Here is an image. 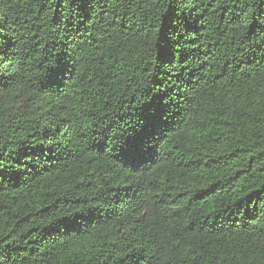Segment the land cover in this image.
<instances>
[{"label":"trees","instance_id":"obj_1","mask_svg":"<svg viewBox=\"0 0 264 264\" xmlns=\"http://www.w3.org/2000/svg\"><path fill=\"white\" fill-rule=\"evenodd\" d=\"M167 2L0 0L17 69L0 105V264H264V0H192L173 15L195 31H165ZM164 39L195 41L176 71ZM149 103L161 138L124 167L112 137Z\"/></svg>","mask_w":264,"mask_h":264},{"label":"snow or ice","instance_id":"obj_2","mask_svg":"<svg viewBox=\"0 0 264 264\" xmlns=\"http://www.w3.org/2000/svg\"><path fill=\"white\" fill-rule=\"evenodd\" d=\"M90 3V0H81V6ZM165 5V0H153V4ZM192 0H168L167 6L164 8L165 15V31L168 30L170 23H175L177 27L183 28L185 31H195L192 23L189 22L187 17L174 16L173 14L186 7H192ZM3 26L0 25V28ZM175 30V29H172ZM64 48L68 51L69 55L65 60H71L74 53L75 37L68 33L64 36ZM185 44H195L192 39L169 41L164 39L160 46L159 60L161 64H168L171 66L172 71H176L174 60H187L191 51H185ZM13 47L9 38L0 31V105L5 97L9 94L15 96L17 93H10V81L14 79V73L17 69L14 63L9 59L14 53H10L9 49ZM7 62V63H6ZM68 65L60 62L56 66L49 68L47 74V83L55 85L62 77ZM12 71H9V70ZM83 71V70H82ZM79 78H83L82 76ZM91 82V78H89ZM153 108V104L149 103L144 106L141 115L137 121L136 126L132 128L130 133H126L123 138L113 136L112 142L115 147L112 149L116 153V159L121 162L124 167L132 169L140 168L147 161H151L154 149L161 138V133L158 128V113H151L149 110ZM3 107L0 106V112ZM117 140L119 143L117 144ZM107 147V145L103 146ZM107 154V153H106Z\"/></svg>","mask_w":264,"mask_h":264}]
</instances>
